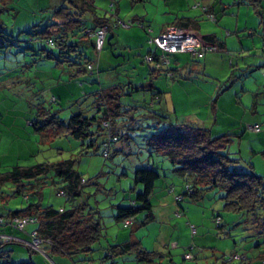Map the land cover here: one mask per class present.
Returning a JSON list of instances; mask_svg holds the SVG:
<instances>
[{
  "label": "rangeland",
  "instance_id": "obj_1",
  "mask_svg": "<svg viewBox=\"0 0 264 264\" xmlns=\"http://www.w3.org/2000/svg\"><path fill=\"white\" fill-rule=\"evenodd\" d=\"M52 2L0 0V31L3 34L0 40L9 41L7 46L0 43V216L7 220L10 211L25 208L39 199L44 205L68 207L70 203L66 196L58 193L61 183L52 171L23 179V189L19 193L17 189L20 185L1 177L14 165L55 163L71 158L74 159V167L86 180L102 172L97 178L102 187L98 189L94 184L87 183L82 195L87 200L88 208L96 210L95 215L103 228L102 236L93 245V250L72 256L57 251L51 252L50 257L37 251L30 256L25 245L10 242L0 247V264L7 259L15 263L31 259L36 264H108L109 261H112L110 264H146L137 259L135 252L110 258L104 256L109 253V245L127 239L132 229V225L123 226L116 218L117 207L129 205L136 192L141 190V183L134 180V170L148 163L158 166L157 158L163 159L162 166L158 167H163L169 180H179L168 171L170 163L166 158L148 150L145 142L152 131L170 123L187 122L207 127L216 125L220 133L230 127L228 124L234 119L232 113H225L224 121H215L210 109L212 99L223 81L214 76L225 72L223 69L231 64L229 59L234 58V53L226 51L225 60L219 65L207 67L205 72L199 68L200 58L204 54L197 57L190 52L167 54L170 60L153 79L154 84L165 93L150 104V91L129 94L130 89L125 85L129 81L138 85L151 79L149 69L152 65L142 60V56L152 46L148 39L173 23L176 17L173 3L170 0H95V14L108 15L118 7L122 18L129 19L135 14L143 17L142 24L149 31L134 21L127 29L119 27L114 29V35L109 33L100 51L92 47L89 38V41L82 40L77 51L69 50L61 54L58 48H51L38 32L45 26V10L51 7ZM197 2L203 3L202 7L206 0H183L178 7V15H199L197 10L192 9ZM201 7L198 8L201 10ZM91 13L85 12L86 19L83 18L82 23L93 25ZM202 20L206 21L204 18ZM86 28L88 26H81L75 32L78 36H84ZM85 42L89 44L85 45ZM130 47L133 52H129ZM211 52L216 51L206 54ZM61 59L65 61H59ZM85 59L98 68L92 72L90 63H86ZM190 62L194 63V68L189 71ZM231 70L228 69L229 74L237 73V70L233 73ZM170 72L175 73V77L170 76ZM234 81L239 80L236 78ZM113 84L123 87L122 91L117 90L124 104L122 116L117 121L130 120L131 115L135 121L134 129L128 130L129 139L113 142L111 153L106 157L100 148L101 140L107 135L106 129L93 136L96 139L94 143L99 146L97 150L87 146L88 138L85 144H81L80 139L66 131L60 134L57 129L63 128L60 122L66 124L74 113L101 114L96 107L98 105L103 112L104 106L98 104L102 100L99 97L96 99L95 94H100L106 86ZM133 105L140 107L130 111L126 108L130 109ZM149 108L159 116H153ZM45 118H50L47 121L50 127L44 129L46 125L40 127V124L45 122ZM233 139L225 151L231 156H240L237 140L235 137ZM113 149L115 152L112 155ZM244 166L247 167L246 163ZM159 189L155 188L156 192L151 198ZM180 194L184 196V199L181 196V202L185 210L184 216L176 217L180 224L166 223L162 227V222L156 219L132 232L135 238L141 239L144 247L159 252L154 255L152 264H167L170 258L174 264H222L226 260L228 264H264V232L257 229L249 213L224 208L220 197L222 190L218 187L208 188L198 200H193L188 193L180 191ZM257 212L264 216V208ZM148 213V210L137 212L136 221L147 217ZM216 214L221 217L219 224L213 219ZM187 221L198 228L197 232L192 231ZM36 224L29 222L24 230H15V233L27 237ZM220 224L223 225L221 228L218 227ZM160 232L166 246L162 244L161 236L159 240ZM45 248L50 252L48 246ZM161 253L164 255L159 256ZM237 256L240 258H235Z\"/></svg>",
  "mask_w": 264,
  "mask_h": 264
},
{
  "label": "trees",
  "instance_id": "obj_2",
  "mask_svg": "<svg viewBox=\"0 0 264 264\" xmlns=\"http://www.w3.org/2000/svg\"><path fill=\"white\" fill-rule=\"evenodd\" d=\"M45 11L47 22L45 21V26L41 30H38V32L40 33V37L46 39L51 48H58L59 53L61 54L66 53V51L69 50L77 51L78 46L83 43L82 40L85 39L86 41H89V38L92 40V47L96 51H100L103 48L104 39L106 38L107 33L114 35L115 28L124 27L127 29L134 21H137L138 25L144 30H147L145 25L142 24L141 17L136 16L125 19L117 14V9H114V11L108 15L103 14L102 16H99L95 14V6L92 0H68L59 7L52 9L48 8ZM205 11L209 12L208 15L214 18L213 13L207 9ZM85 12H94L91 13L90 17L92 18V26L87 25V23H82L83 18L84 20L86 19ZM84 24H86L88 28L85 29L84 36H78L75 29H78L81 26L85 28L86 26ZM179 27L183 28V26ZM102 28L105 29L104 38L101 45L98 46L97 32ZM183 29L188 30L187 28ZM0 36H3L2 31H0ZM152 38L153 37L148 39V42L152 44L153 48H149L146 53H144L142 60L145 59L144 56L147 54L153 56L151 61H145L151 63H148L149 65H152L150 67V75L155 77L156 74H160L163 65L170 59L167 55L169 53L161 50L153 42ZM198 38L201 44L214 46L215 49L207 50L202 54L190 52L193 56H200L209 51L220 50V45L217 43L218 40H216L214 36L199 35ZM0 43L2 46H7L9 41L8 39H1ZM87 44L89 43L85 42V45ZM64 58L66 57H63V59ZM63 59L59 61L64 62L65 60ZM85 60H87L86 63H90L89 59ZM89 68L94 72L96 70L95 68H98V66L95 67L94 63H90ZM235 70L237 69L234 68L231 70V73L235 72ZM243 72L244 71L241 69H238L237 73L233 74L232 77L229 75L227 80L221 82L219 89H217L216 94L212 99L213 104L218 93L225 88L226 83H231L239 75L241 77ZM261 73L264 78V65ZM170 76L175 77V73L170 72ZM240 82L243 83L242 80ZM221 86L223 87L221 88ZM125 87L130 89L129 94L150 91V104H152V102L154 103L157 98H160L163 93H165V91L156 87L152 80L138 85L132 84L129 81L126 83ZM118 89H121L122 91L123 87H118L113 84L106 86L104 91L100 94H95L96 99L99 97V100H102V102L98 104L104 106L102 107L103 112L98 105L96 107V110L101 112V114L84 115L82 112L74 113L68 118L66 124L60 122L59 125H63V128L59 127L57 131H59L60 134L64 133V131L70 133L73 137L80 139L81 144H85L84 141L88 138L89 143L87 146H93L92 148L97 150L99 146H96V143H94L96 139L93 138V136L100 134L99 132L102 129H106L107 135L106 138L101 140L100 148L101 152L106 157L109 156L113 142L120 139H129L130 135L128 134V130L134 129L133 122L135 121V118L133 115H131V121L129 119L120 122L117 121V119L122 116L121 109L123 108L122 105H124L120 101V94L117 91ZM52 99L54 100L55 97ZM139 107V105H133L130 109L128 107L126 108L130 111L137 110ZM127 109H125V111ZM211 109L214 110V106H211ZM149 112L153 116L158 115L150 108ZM51 118L53 117L51 116ZM49 119L50 118H45V122H42L40 127H43L44 125H46L44 126V129L45 127H50V123H47ZM252 125H249V127L251 128ZM257 125L258 130H260L258 123ZM231 134L233 133L224 132L219 135H212L211 127L191 122L180 124L170 123L152 131L146 138L145 144L149 147L148 150L150 152H155L166 158L170 163V171L180 176L185 181V190L183 193H188L193 197V200H198V198H202V194L206 189L218 187L223 192L220 197L223 199L224 208L231 211L249 213L252 216L253 222L256 223L257 229L260 232H264V216L261 217L257 212L259 209L264 208V175L255 172L249 160H245L241 156H231L229 155L230 153L225 151L231 142ZM104 151H106V153H104ZM114 152L115 150L113 149L112 155ZM162 160V158H157L156 164L162 166ZM245 163L247 167L244 166ZM148 164L137 167L134 170V180L140 182L142 186L141 190L136 192L129 205H119L117 207L116 218L121 222H123L124 218L132 216L133 221L129 225L135 224V216L137 212L143 210H148L149 213L147 217L142 219L139 223L144 224L151 219V203L149 198L153 191L155 181L160 175L162 176L163 174L164 176L165 173L163 172V167H158L155 164V166H150V164ZM160 169L162 171H160ZM49 171H52L55 177L58 178L61 183V186L58 188V193L62 191L70 205L68 207L60 205L56 208L51 204L44 205L39 199L37 202L29 203L25 208L10 211L7 220H9L11 216L16 215H35V222L37 224L33 230H35L41 238L49 239L51 241L50 244L46 245L50 248V252L46 250L50 256V253L54 251L69 256L90 252L93 250V245L102 236L103 228L98 217L95 215L96 210H94V208H88L87 200L85 197L82 198V195L85 194L84 185L87 183L94 184L98 189L102 187L97 181V178L102 174L101 171L97 176L86 180L82 173L74 167V159L67 158L55 163L41 162L34 165H14L10 170L6 171L1 178H3V180L10 179L18 184V186L20 185L17 189V192L19 193L23 189L21 184L23 179L35 178L37 175L42 173L46 174ZM190 188L193 191L192 193L187 191ZM182 198L180 197L176 199L181 200ZM75 199L80 200L75 202ZM214 218L216 222L217 219H220L219 222L221 221V217L218 214L213 216V219ZM0 219L3 218L0 216ZM7 220H4L5 223H0V228L3 227V229H0V235L5 234L8 236H14L13 239H10L11 242L14 243L16 241L13 240H17L16 238L29 239L31 237L30 233L33 230L27 237L18 235L15 233V230H24V228L20 229L9 224ZM219 222L217 223L219 224ZM222 226V224L218 225L220 228ZM6 228H9L12 232H6L4 230ZM0 239L4 240L2 237H0ZM8 243L10 242L0 241V247ZM18 243L20 242L18 241ZM27 249L29 250L30 256L33 251H36L31 250L30 248ZM107 249L109 250V253L104 255L106 257H109V255L113 257L114 255L135 252L137 259L141 262H146V264H152L154 255L159 254V252L144 249L138 241H125L114 245L111 244ZM162 255L164 254L161 253L159 256ZM169 261L170 262L167 264H174L172 258H170ZM109 262L108 264L112 263V261ZM1 264L36 263L31 259H23L18 263L7 259ZM156 264L162 263L159 262ZM222 264H228L227 260L222 262Z\"/></svg>",
  "mask_w": 264,
  "mask_h": 264
},
{
  "label": "crops",
  "instance_id": "obj_3",
  "mask_svg": "<svg viewBox=\"0 0 264 264\" xmlns=\"http://www.w3.org/2000/svg\"><path fill=\"white\" fill-rule=\"evenodd\" d=\"M94 1L95 0H92L93 3ZM170 1L176 8V17L173 20V23H171L166 29L180 28L179 26H183V28H187L188 31L190 30V32H193L198 36L212 35L218 40L217 43L220 45V50L208 54H206V52L203 57L200 58L201 62L199 68H201V71L205 72L207 67L219 65L223 62V60H225L226 51L234 53V58L229 59L231 60V64H227L228 66L223 69L225 72L215 75L214 78L220 77L219 80L224 81L227 80L229 75L232 77L233 75L229 74L230 71H228L230 68L232 70L235 68L244 71L239 79L237 77V80L239 81L226 83L225 88H223V90H225H221V92L218 93L214 100V104L211 102V106H214L215 109H210V113H214L213 116L215 121H224L226 117L225 113L228 115V112L234 115V119L228 124L230 127L224 132L233 133L231 134V142L234 141L233 137H235L240 156L251 162L255 172L264 175V78L261 73L264 65V0H206V3H204L202 7L201 5L203 3L199 2L192 7V9L199 12V15L193 14L180 16L178 15V7L183 0ZM53 2L51 3V7H49L51 9L59 7L66 1L53 0ZM198 7H201V10ZM115 9H117V14L119 15V8L116 7ZM206 9L214 14V18L208 15L209 12H206ZM136 16L138 17V15L135 14L130 18ZM203 18L206 19V21H203ZM141 20L144 21V18L141 17ZM108 34L109 33H107L106 38L108 37ZM150 48H152V46ZM148 49L149 48H147V50ZM129 52H133L132 47H130ZM189 66L190 71L194 68V63L190 62ZM174 69L175 71H178L177 68ZM154 78L155 77L151 76L149 81H153ZM241 80L243 83L240 82ZM235 84L236 87L234 88ZM257 123L260 127V130L258 131L249 127V125ZM211 133L212 135L221 134L216 125L211 126ZM168 171H170V167L168 168ZM172 174L179 180L176 181L174 178L169 180L167 174H164V176L163 174L162 176L160 175L159 179L155 181L151 195L156 192L155 188L159 187L160 189L157 190L154 198H151V195L149 198L151 203V219L148 221L159 219L162 222V227L165 226L166 223L171 225L180 224L176 217H182L185 215L183 203L181 200L176 199L177 195L180 194V191L183 193V189H185V181L175 173L172 172ZM198 202L199 201H196L195 203ZM144 218L145 217L142 219ZM142 219L136 221L135 216V224L132 225L129 237L121 242L138 241L144 249L149 250L142 245L141 239L135 238L136 236L132 234L135 229L147 224L148 221L144 224L139 223ZM174 219H176V221L173 222ZM186 224H189L193 232H197L198 228L192 225L191 221H187ZM168 227L170 228V226ZM0 229H3V227ZM4 230L8 233L12 232L9 228ZM161 234L162 232L159 234V240L161 236V242L165 245V238L162 237ZM4 240L0 239L1 242H11L10 239ZM114 244L116 243H113L112 245ZM173 244L175 245L176 243ZM167 247L163 246L162 248ZM110 257L112 256L109 255L108 258Z\"/></svg>",
  "mask_w": 264,
  "mask_h": 264
},
{
  "label": "built area",
  "instance_id": "obj_4",
  "mask_svg": "<svg viewBox=\"0 0 264 264\" xmlns=\"http://www.w3.org/2000/svg\"><path fill=\"white\" fill-rule=\"evenodd\" d=\"M125 24V23H124ZM105 29L102 28L97 32V45L100 46L104 38ZM153 42L163 51L168 53L173 52H191L202 54L207 50H214V46H207L201 44L199 38L192 32L185 30L183 28H169L162 31L158 36L152 38ZM146 61H151L153 56L147 54L144 56ZM251 129L258 130V125H252ZM106 153V151H104ZM191 190V188L189 189ZM59 194H63L62 191ZM181 194L177 195V198H180ZM36 217L33 214L30 215H16L9 218L8 223L12 224L20 229L24 228L25 225L29 222H35ZM220 219H217L219 222ZM133 217L129 216L123 219V225L127 226L131 224ZM0 223H5L3 219H0ZM29 239L18 238L22 243L29 246L30 248L42 253L45 257H48L45 246L50 244L49 239L41 238L35 230L30 233ZM2 239H13V236H8L5 234L0 235ZM187 256H190L187 254ZM240 258V256H237Z\"/></svg>",
  "mask_w": 264,
  "mask_h": 264
},
{
  "label": "clouds",
  "instance_id": "obj_5",
  "mask_svg": "<svg viewBox=\"0 0 264 264\" xmlns=\"http://www.w3.org/2000/svg\"><path fill=\"white\" fill-rule=\"evenodd\" d=\"M189 193H192L193 191L192 190H187ZM179 195V194H178ZM182 196V195H181ZM14 237V236H13ZM17 240H18V238H16ZM16 240V241H17ZM21 244H23V245H25L24 243H22L20 240H18ZM25 246H27V245H25ZM27 248H30L29 246H27ZM31 250H34V249H32V248H30ZM45 250H47L46 248H45ZM46 253H47V255H48V257H50V255L48 254V252L46 251Z\"/></svg>",
  "mask_w": 264,
  "mask_h": 264
}]
</instances>
